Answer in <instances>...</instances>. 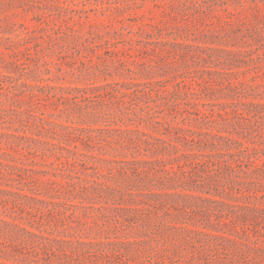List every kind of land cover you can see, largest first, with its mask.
Returning <instances> with one entry per match:
<instances>
[{
    "label": "rangeland",
    "instance_id": "374dc122",
    "mask_svg": "<svg viewBox=\"0 0 264 264\" xmlns=\"http://www.w3.org/2000/svg\"><path fill=\"white\" fill-rule=\"evenodd\" d=\"M0 264H264V0H0Z\"/></svg>",
    "mask_w": 264,
    "mask_h": 264
}]
</instances>
